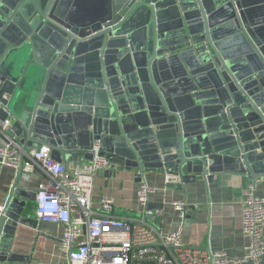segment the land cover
<instances>
[{
    "label": "water",
    "instance_id": "95a60500",
    "mask_svg": "<svg viewBox=\"0 0 264 264\" xmlns=\"http://www.w3.org/2000/svg\"><path fill=\"white\" fill-rule=\"evenodd\" d=\"M264 0H0V117L25 151L106 158L185 191L264 178ZM0 264H30L18 225L38 188L19 184Z\"/></svg>",
    "mask_w": 264,
    "mask_h": 264
},
{
    "label": "built area",
    "instance_id": "2783aa9c",
    "mask_svg": "<svg viewBox=\"0 0 264 264\" xmlns=\"http://www.w3.org/2000/svg\"><path fill=\"white\" fill-rule=\"evenodd\" d=\"M13 120L0 117V164L18 169L29 179L42 174L47 180L39 186L35 214L41 222L60 223L63 236L59 247L66 256L63 264H263L264 197L257 193V182L244 191L243 230L248 238L245 251L231 256L188 245L182 234L187 202L174 200L179 225L163 232L154 222L158 210L148 208L156 189L142 177L138 201L145 208L141 215H117L115 200L102 196L93 201L94 180L109 161L98 155L92 160L68 165L53 158L49 147L25 151L10 135ZM16 180L12 182L14 187ZM7 202H0V225Z\"/></svg>",
    "mask_w": 264,
    "mask_h": 264
},
{
    "label": "crops",
    "instance_id": "0c3cea01",
    "mask_svg": "<svg viewBox=\"0 0 264 264\" xmlns=\"http://www.w3.org/2000/svg\"><path fill=\"white\" fill-rule=\"evenodd\" d=\"M84 161L87 160L64 162L71 165ZM110 167L109 165L95 176L92 194L94 203L98 205L102 196H111L115 200L117 215L143 214L145 208L139 203L137 195L141 179L133 170L114 171ZM17 175L18 169L0 164V202H7L12 182L17 180ZM144 177L156 189L150 194L147 207L160 211L154 217V222L163 232H170L179 225L178 213L172 202L185 200L187 213L182 234L188 245L226 251L231 256L244 253L248 243V238L242 233L244 191L250 184L257 182V193L264 197V178L254 181L248 175L226 174L213 184L198 181L187 185L185 191H179L166 189L165 175L148 173ZM46 180L47 176L44 174L31 179L22 174L18 185L34 190ZM27 209L35 214L36 201L29 203ZM62 236L63 226L60 223L42 222L41 229L19 224L16 242L18 249L30 254V264H63L66 256L59 247Z\"/></svg>",
    "mask_w": 264,
    "mask_h": 264
}]
</instances>
